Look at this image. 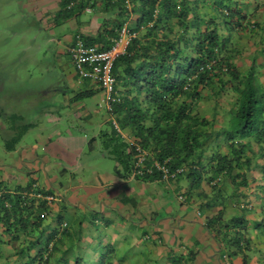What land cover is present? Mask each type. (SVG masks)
I'll return each instance as SVG.
<instances>
[{
	"label": "trees",
	"instance_id": "1",
	"mask_svg": "<svg viewBox=\"0 0 264 264\" xmlns=\"http://www.w3.org/2000/svg\"><path fill=\"white\" fill-rule=\"evenodd\" d=\"M85 12L104 16L95 33L75 30L64 52L74 81L85 85L70 102L98 92L95 107L115 114L114 123L106 121L112 134L99 133L116 162L114 173L173 184L180 202L196 197L204 227L232 246V254L245 250L247 264V252L259 253L257 240L264 236V210L256 202L258 187L264 188V0H129V8L123 0H57L47 15L54 27ZM127 20L133 37L111 63L114 80L105 100L98 79L75 72L71 48L80 41L83 48L108 49ZM243 38L251 40L246 55ZM223 91L233 95L229 106L222 105ZM85 115L79 117L89 119ZM26 128L6 140L9 150ZM119 129L150 152L142 173ZM151 159H166L165 179L155 168L144 171ZM58 197L31 179L13 187L0 180V264H111L109 246L87 260L72 251L83 219H71L69 204Z\"/></svg>",
	"mask_w": 264,
	"mask_h": 264
},
{
	"label": "rangeland",
	"instance_id": "2",
	"mask_svg": "<svg viewBox=\"0 0 264 264\" xmlns=\"http://www.w3.org/2000/svg\"><path fill=\"white\" fill-rule=\"evenodd\" d=\"M42 1L49 0H0V109L3 115L11 116V118L0 119V126H12V130L15 133L27 126L14 150L7 151L4 145L5 137L0 138V160L8 164L17 165L13 167L14 169H10L13 175H21L20 170L26 168L28 175L25 180L31 179L41 186H44V184L49 185L48 181H50L52 186L48 187L51 189L56 187L62 194L63 200L75 206H67L68 212L72 216L71 219L75 220L77 219L75 217H82V219L89 221L90 218H97L98 224L93 227L98 229L103 225L102 221L110 219L109 221H112L102 227L103 235L119 237L114 230L116 229L114 225L119 224L118 230L123 231L122 227H126L129 229V237H139L141 248L134 251L129 248V251L125 253L128 255L129 260L126 259L127 256L125 255L120 256L118 264H128V262L130 263L136 258L140 259L141 264H161L160 256L157 252L154 253V251L149 250L151 247L148 246V240L140 236L142 231L147 234L153 231V228L147 223L149 221L135 225L132 220H128L126 217L121 218L122 224H120V218L115 210H113L115 215L112 217L110 214L109 217L108 214L113 213L112 209L93 210L90 207L92 200L97 202L96 205L98 207L103 198L107 199L105 198L107 195L105 191L100 192L99 189H95L92 186H99L101 181L103 182L107 179L111 180L112 170H114L113 166H116V162L106 155L99 136L101 131H104L106 135H111L112 129L108 122H103L100 126H96L90 119L76 118L75 115L80 113L84 115L91 112L86 105L83 107L86 111L81 109L76 111L75 104H71L68 107L63 106L61 100L68 96L70 89L75 87V83L66 81L67 84H64L62 73L74 72L70 69L69 63L64 62L66 53H62V48L57 46L51 37H63L64 31L73 34L75 30H73L70 23H65L57 28L45 24L43 21L44 17L41 16V10L44 9L41 5ZM98 18V15L88 12L81 14L79 17L80 21L91 19L93 25ZM249 41L251 40L247 38L242 39V48L246 51L243 52L244 55L247 54L248 50L245 44ZM260 80L264 81V77H260ZM56 89L65 91L64 93L58 92L56 95L50 93ZM62 94H64V97ZM98 97L99 93L94 92L91 100H96ZM223 97L226 98V102L221 101L222 105L229 106L233 100L232 93L223 91L221 98ZM210 100L211 98L209 100H201V108L202 106H208L211 103ZM17 112L20 118L17 116L12 117V114ZM203 112L205 114L208 113L205 110ZM104 117H110L112 121L115 114L109 115L105 112ZM218 119L223 121L226 120V117L220 116ZM122 134L127 136L124 131H122ZM90 137H94V140L89 141ZM125 141L128 142V140ZM30 144L36 146V149H34L36 155H29V151H31ZM52 148L55 152L52 151ZM47 149L48 158H46V153H44V150ZM34 156H37L38 159H35ZM41 158L43 159L40 160ZM73 163V167H67V165ZM41 164L45 167H42ZM57 167L58 170L65 167L67 172L59 175ZM260 170L261 168L258 170L259 174H261ZM70 175L73 177L71 181ZM7 176L9 175L7 174ZM3 182L6 183L4 180ZM59 182L61 185H58ZM124 188V186L116 187L114 196L117 200H121V196L125 195L123 194V192L125 193ZM148 188L150 186L145 183L144 190L147 193H149ZM54 191L56 195H59L55 189ZM143 191L133 188L130 189L129 195L133 198H138ZM258 193L257 201L264 210V195H261L264 194V188L262 186L258 187ZM151 194L153 196L146 198L148 200L145 204L147 211L158 212L156 218H153L154 223L158 220L160 225L166 224V226H169L166 215H163L166 209H157L155 207L161 202L159 195H155L152 192ZM167 198H170V196H167ZM194 198L196 197H193L192 200L197 201V198ZM86 202L89 205H86ZM115 205L117 206L118 204L115 203ZM253 210L255 211V207ZM106 227H108L107 230L105 229ZM71 228L76 229V226L71 225ZM92 230L96 236L99 234L97 229L92 228ZM123 232L124 234L128 233L126 230ZM200 233L201 229L196 225L186 229V234L192 235L196 239ZM179 234L178 227H176L173 230L160 231L159 238L162 241L165 238L169 241L170 238H173V235L177 236ZM121 237L125 236L122 235ZM205 237L206 233H204V241L196 246H191V249L198 250V258L195 264L198 261L199 264H217L211 259L204 258L203 252L209 253ZM94 238L90 239L93 241ZM260 240L264 241V237L260 238ZM121 242L123 243L122 240ZM161 247L165 248L164 245ZM86 248L88 251L91 250L90 245H86ZM71 249L73 251L76 248L73 247ZM167 251L168 249L163 253ZM259 251L264 255V246ZM88 253L84 252V260L94 256ZM220 254L223 255L224 252ZM219 261L223 264L226 263L224 256ZM262 262L264 264V258H262Z\"/></svg>",
	"mask_w": 264,
	"mask_h": 264
},
{
	"label": "crops",
	"instance_id": "3",
	"mask_svg": "<svg viewBox=\"0 0 264 264\" xmlns=\"http://www.w3.org/2000/svg\"><path fill=\"white\" fill-rule=\"evenodd\" d=\"M57 0H49V1H42V9L41 12V16L44 17L43 21L45 24H47L48 26H52V22H51V15H47V12L49 10H52L53 7H55ZM263 13V12H262ZM95 15H98L99 18L104 16V13H99V12H95ZM98 18V19H99ZM98 19L96 20L95 24L93 25V21L90 19L89 21H80V19H78L76 17V20L74 19H68L66 20L64 23H61L57 26H54L53 28H57L65 23H70V25H72L73 30H80V31H85L89 34L95 33L96 29H97V24H98ZM61 29V28H60ZM59 30V29H58ZM94 31V32H93ZM72 35L70 32L66 33V31H64V36L63 37H51L54 40V43L62 48V53L66 52L68 44L71 41ZM68 58V57H67ZM64 60V62H67L68 60ZM70 65V63H69ZM71 69V66H70ZM72 70V69H71ZM63 76V80H64V84H67L66 81L70 82V83H75V87L70 89L68 96L65 97L63 100H61V102L63 103L64 107H68L71 104H75V109L76 111L84 110V105H86L89 110L91 112L86 113L85 116H89L88 118L93 122L94 125L96 126H100L101 123L106 122L107 119H109L108 117H104L105 114V110H101L95 107L94 103L92 100L90 99H82V101H74L73 103L70 102L72 100V98L74 96H77L79 93L84 91V87L85 85H81V84H77L74 79H73V73L71 71L69 72H63L62 73ZM90 85V84H89ZM91 89H96L95 86L91 85L90 86ZM65 91V90H64ZM63 90L61 89H56L53 92V94H57L58 92H62L64 93ZM54 95V96H55ZM64 97V94H63ZM69 97V98H68ZM75 98V97H74ZM54 107V106H53ZM86 111V109L84 110ZM6 114V113H5ZM18 117L20 118L18 112L16 114H12V117ZM76 118H80L82 116V114L80 113L79 115H75ZM80 116V117H79ZM4 118H11V116H7V115H3L2 114V110L0 109V119H4ZM23 126V125H22ZM12 126H7V127H2L0 126V138H4V145L6 144V140L9 139V137L11 135H13V133H15L12 130ZM126 134H128V131L126 130L125 132ZM20 140V139H19ZM89 141H93L94 137H90L88 139ZM17 144V143H16ZM16 146V145H15ZM15 146L11 149L14 150ZM30 148L31 151H29V155H33L34 153V149H36V146L32 144H30ZM5 149L7 151H10L6 146ZM44 149V146H43ZM52 151L55 152V150L52 148ZM44 153H46V158L49 157L48 155V149L44 150ZM106 153V151H105ZM36 155V154H35ZM107 155V154H106ZM35 159H38L37 156H34ZM44 158V157H43ZM43 158H41L40 160H42ZM44 162V161H43ZM41 162V163H43ZM16 164H8L5 163V161H1L0 160V180H4L6 181L7 185H9L10 187H13L15 185H20L23 186L25 184V182L27 180H25V177L28 175V170L23 166V170H20L21 175H13L11 173V170L14 169L13 167H16ZM42 167H45L41 164ZM74 166L73 164H69L67 165L68 168H71ZM11 169V170H10ZM65 167L61 168L60 170H58V174H64L67 171H65ZM114 169V166H113ZM113 171V170H112ZM7 174L9 176H7ZM114 175V176H113ZM72 175H70L69 177H71ZM29 180V179H28ZM73 180V177L70 178V181ZM148 183V186H150L149 189V193L145 192L144 187H145V183ZM49 185L44 184V187H48V186H52L50 183V181H48ZM150 184V185H149ZM58 185H61V183L59 182ZM119 186H124L125 188L123 190H125V193L123 192V194L121 196V200H117V198L114 196L115 195V189L116 187ZM95 189H99L100 192L101 191H105L106 192V196L105 198H107L106 200L103 198L102 202L100 203V206L97 207L96 205V201H91V208L97 209V210H101V209H112L113 213H109L108 216L110 217V214L115 215L114 211L115 210L117 212V216L120 218V224H122V220L121 218H126L128 220H132L133 223L135 225H139V224H143L144 221H149L147 222L148 224H150V226L153 228V231L150 232V234H147L145 231H142L140 233V236L144 237L145 240H148L149 244L148 246H150L151 248L149 250L154 251V253L157 252V254L161 257H159L161 264H172V262H174V264H195L196 259L198 258V250H194L191 249V246H196L199 243H201L202 241H204V233H206V237L205 240L207 242L208 245V250L209 253L207 254L205 251L204 253V258L206 259H211L214 262H217V264H223L221 263V261H219L221 259V257L224 256L225 258V264H243L242 261V254L246 253L245 250H243V253H239V251H237V253L232 254V246H228L227 244L225 245L224 243L221 242H217L215 240V238H213V232H209L205 227H204V221H205V217L199 212V210L197 209V205L199 200L197 201H189L187 202H180L178 200V198L175 196V193L173 192L174 190V185L173 184H166V183H162V182H157V181H142L139 179H135L134 177L131 176H126V177H120L119 175H117L116 173H114L111 175V180H104L103 182H100L99 186H92ZM50 188V187H49ZM139 189V190H144L143 193L139 194L138 198H133L129 195L130 189ZM56 190L59 193V196L61 198L62 194H60V192L57 190L56 187H53L52 190ZM120 189V188H119ZM171 189V190H170ZM154 193L155 195L158 194L159 195V199L161 200L160 204L156 205L155 207L157 209H166L164 211V216L167 217L168 225H160V221L156 220V223H154L153 218H156L157 216V211H147V208L145 207V204L148 202V200L146 199L147 197L149 198L150 196H153L151 194V192ZM159 192V193H158ZM174 193V194H172ZM129 195V196H127ZM167 196H170V198H167ZM136 197V196H135ZM57 198V197H56ZM58 197L59 200L61 199ZM196 199V198H194ZM145 200H147L145 202ZM258 202V201H256ZM115 203H117L118 205L116 206ZM69 204V203H68ZM86 205H89L88 202H86ZM114 205V206H113ZM69 207H72L71 204L68 205ZM55 204H52L51 209L55 210ZM255 210H257L255 208ZM168 211V213H166ZM101 212V211H98ZM133 217H132V215ZM227 216V214H226ZM181 218H185V219H181ZM224 219H227L224 217ZM110 220V219H109ZM109 220H105L102 221L101 223L103 225H101V228L98 229L96 227H93L94 225H97V218H90L89 221L88 220H82L81 224H80V238L78 239V241L75 242V248L76 251L81 254L84 257V252H89L88 254H93L95 256V258L98 256V251L102 252L103 249L101 248L102 245H106L110 247L111 250V264H118L117 262H119L118 260H120V256H127L126 259L129 260V257L126 253V251H129V248L131 250H136L138 248H141V244L139 242V237H133L130 236L129 237V229L126 227H122V230L126 232H128L127 234H124L123 231L118 230V225H114L116 229H114L119 237H115L114 235L111 236H105L103 235V229L102 227H104V225L106 224L105 222H107V224L111 221ZM182 222V223H181ZM181 223V224H180ZM106 224V225H107ZM194 225L198 226L201 229V233L198 236V238H193V236L186 234V229H188V227H193ZM178 227V231L180 232L179 235L174 236L173 238H170L169 241L165 238L163 241L159 238V232L163 231V230H168L169 229H174ZM92 228H95L98 230V235L96 236V234H93V230ZM106 230L108 229V227L105 228ZM184 229V230H182ZM230 233V232H228ZM122 235H124L125 237H121ZM131 235V234H130ZM128 236V237H127ZM92 237H95L93 239V241L90 239ZM264 237V236H262ZM121 240L123 241V243L121 242ZM167 241V242H166ZM171 241V242H170ZM170 242V243H169ZM205 242V243H206ZM258 242V246L259 250H261V248L264 246V241L261 240H257ZM203 243V244H205ZM159 244V245H158ZM86 245H90L91 246V250H87ZM165 246V248H162L161 246ZM127 247V248H126ZM148 248V247H147ZM157 249V250H156ZM168 249V251L166 253H163L164 251H166ZM203 249V248H202ZM223 253V255H221L220 253ZM163 253V254H162ZM202 253V254H203ZM248 258H247V264H263L262 262V258H264V255L262 253H256V252H251L248 251ZM97 255V256H96ZM221 255V256H220ZM229 256V257H228ZM164 262H163V261ZM199 262V261H198ZM196 264H199V263ZM128 264H141L140 263V259L136 258L134 259L132 262H128Z\"/></svg>",
	"mask_w": 264,
	"mask_h": 264
},
{
	"label": "built area",
	"instance_id": "4",
	"mask_svg": "<svg viewBox=\"0 0 264 264\" xmlns=\"http://www.w3.org/2000/svg\"><path fill=\"white\" fill-rule=\"evenodd\" d=\"M123 2L124 6L127 7L128 0H123ZM132 36L133 34L128 35L125 27L122 26L117 34V39L114 40L113 44L108 49L100 50L97 47L83 48L80 41H78L76 45L71 48L75 72L81 77L87 76L91 79H98L100 81L99 85L105 90V100L110 99L109 93L114 80L113 76L110 74L111 63L115 56L123 52L128 39ZM88 69L90 71H88ZM106 109L110 110L108 103L106 104ZM112 123L114 122L112 121ZM129 145H131L137 155L134 168L138 174L142 173V167L146 166L142 165L145 158L150 155V152L134 145L130 139ZM165 162L166 159L161 162L151 159V167L149 166L148 168H145L144 171L151 173V168H155L156 170H160L162 172L161 179H165L167 177L166 169L164 167ZM46 198L50 200L52 199L51 196H46Z\"/></svg>",
	"mask_w": 264,
	"mask_h": 264
},
{
	"label": "clouds",
	"instance_id": "5",
	"mask_svg": "<svg viewBox=\"0 0 264 264\" xmlns=\"http://www.w3.org/2000/svg\"><path fill=\"white\" fill-rule=\"evenodd\" d=\"M126 7V6H125ZM126 8H129V0H128V6L126 7ZM127 22H128V20L125 22V23H123V27H125V30H126V32L128 33V35L129 34H133V33H129V30H128V27H127ZM133 37V36H132ZM109 118V117H108ZM118 133L120 134V136L121 137H125L128 141H129V139H130V137L128 136V134H127V136H124L123 134H122V131H120V129L118 130ZM132 177V176H131ZM156 181V180H155ZM157 182H159V181H157Z\"/></svg>",
	"mask_w": 264,
	"mask_h": 264
}]
</instances>
